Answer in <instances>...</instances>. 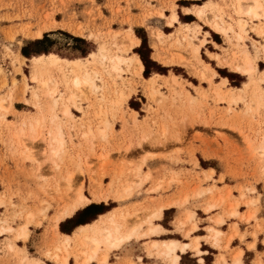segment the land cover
Here are the masks:
<instances>
[{
  "label": "rangeland",
  "instance_id": "1",
  "mask_svg": "<svg viewBox=\"0 0 264 264\" xmlns=\"http://www.w3.org/2000/svg\"><path fill=\"white\" fill-rule=\"evenodd\" d=\"M211 1L218 3L219 0ZM204 2L0 0V99L6 100L5 108H0V264H25L23 252L31 258L55 264L47 255L56 246L55 212L81 186L83 193L92 197L94 189L105 190L115 180L121 184L127 181L139 184L136 183L128 199L111 198L89 205L104 203L112 207L109 210L118 207L121 211L136 213L140 217L131 216V223L141 221L142 230L149 228L144 219L155 208L177 206L183 217L176 219V229L191 242L195 240L191 233L198 229L200 221L196 210H216L211 216L214 226L206 228L208 237L205 238L222 251L215 264H228L229 258L234 264L235 255L241 252L242 256L241 248L230 247L234 236H238L241 244L254 248L255 243L245 239L250 236L257 241L258 234L264 233V82L261 80L264 72H257V79L245 87L244 83L250 79L237 74L232 67L243 64L247 50L264 70V37L258 32L259 25L252 21L247 25L244 41H237L234 33L230 36L217 33L209 22L186 14L185 6ZM230 2L223 6L222 17L227 25L236 24L239 18ZM173 10L182 24L169 25ZM186 23H192L189 33L199 35L194 45H200L201 57L218 74L202 76L199 63L192 57V47L180 35L181 30H186ZM129 28L140 43L132 53L123 55L139 54L140 35H143L148 39V47L143 51L166 68L164 73L153 70L150 76L144 74L145 69L143 71L146 78L155 73L163 75L155 78L158 99L150 96L145 78L132 75L127 65H122L125 70L116 75L109 60H105L107 71L103 69L105 89L100 87L87 95L73 90L77 97L71 101V89L60 82L54 124L61 128L65 141L58 157L60 168L55 169L45 140L52 119L48 117L47 124L42 123L36 134L29 127L30 121L38 117L39 102L46 99L32 79V57L38 55L34 51L46 49L62 57L84 58L106 44L112 53L121 54L117 48L123 47ZM40 29L44 30L43 36L37 38L35 34ZM160 31L164 34L159 38ZM45 34L49 41L34 42ZM25 46L33 54L30 57L22 52ZM225 77L229 79L226 85L222 80ZM96 82L103 86L100 78L96 77ZM115 83L121 89L126 87V92L134 90L122 107L110 105ZM231 87H241L244 91ZM37 90L39 97L34 93ZM104 94L106 100L102 99ZM231 94L243 95V98L233 101ZM63 101L70 105L71 116L62 112ZM102 128L104 133L100 132ZM90 130L91 134L85 136ZM154 160L162 164L152 166ZM210 166L218 171V176L214 169L202 168ZM69 174L73 176L71 181H67ZM211 205L214 207L210 208ZM30 211L36 216L28 222ZM232 211L238 214L233 216ZM191 213L194 217L189 219ZM220 218L224 220L222 223L218 221ZM231 218L234 223L229 222ZM227 220L229 230L232 227L230 235L222 232L216 240L212 228L219 229ZM238 223L245 225L244 231H240ZM23 224H28V238L18 235V227ZM187 224L190 227L184 231ZM7 227L13 230H5ZM153 235L157 233L136 237L121 248L111 250V260L116 261L119 253H126L133 241ZM11 243L14 248L10 247ZM152 243L147 246L148 254L169 264L170 258ZM259 247L262 249L264 245ZM76 249L74 243L69 248L73 264H78ZM190 250L200 257L205 253ZM128 261L135 264L131 259ZM252 264H264V251L257 254Z\"/></svg>",
  "mask_w": 264,
  "mask_h": 264
},
{
  "label": "bare ground",
  "instance_id": "2",
  "mask_svg": "<svg viewBox=\"0 0 264 264\" xmlns=\"http://www.w3.org/2000/svg\"><path fill=\"white\" fill-rule=\"evenodd\" d=\"M230 1L233 2V6L235 8L236 13L239 15V18L236 24L229 23L227 25L222 17L223 8H224L223 6L224 5L227 6L228 2ZM233 6L231 5V7ZM184 8L187 14H192L199 19H204L205 21L209 22L212 25L211 28L217 33H223L227 36H230L231 32L234 33L235 37L237 38V41H244L245 34L247 33L248 30L247 25L249 21H252L256 25H259L258 32L260 33V35L264 37V0H219L218 3H215L211 0H206L204 3L195 4L192 7H184ZM230 18L234 19L233 16ZM168 23L169 25H174V24L176 25L179 23L182 24L179 19V15L175 10H173V13L170 16V20ZM191 24L186 23L184 26L186 27V30H181L180 35L183 37V39L187 41L189 46L192 47V51H191L192 57L194 58V60H197V62L199 63L200 65L199 67H201L200 72L202 76L205 78L218 74L217 71L214 70L210 66V64L205 62L204 59L201 57L200 45L197 44L194 45V40H196L195 38H198L199 35L197 33H195L194 35L189 33L188 28L190 27ZM43 32L44 30L42 29L38 30L35 34V37L41 38L43 36ZM163 34L164 33L161 31L157 33L159 38ZM124 39L125 41H122L123 47L117 48L120 52H122L121 54L112 53L111 49H108L106 44H101L99 46L98 52L93 51L90 53L89 57H84V58H67V57H62L54 52L47 54L43 53L40 54L39 56L32 57L33 60L32 62H34L33 75L31 74L32 79L36 81L35 83H38L39 91L43 93V96L46 99L42 102H39L38 104L39 112L37 111L38 117L30 121L29 127H30V131L33 134H36L38 132V127L42 123L45 124L48 117L50 118V120L52 119V123L47 130V137L45 138V140L47 141L46 143L48 146V151L51 156V160L54 163L55 169L60 168V162L58 160V157L60 150L62 149L65 141L61 128L59 127L58 124L56 125L54 124L55 119L57 118L55 115V113L57 112L56 107L59 105V99L57 98L58 95L57 93H59L58 85L60 82H64L66 86L71 89L69 90L71 91V94L69 96L71 101L72 100L75 101L77 97L76 93L73 90H79L82 94L87 95L90 91H97V89L100 87L105 89L106 83L103 77V69L107 71L105 62L109 60L111 63V65L109 66H111L112 71L118 73L116 75H120V73H122L125 70L122 67V65H127V68L131 72V74L133 73L137 76H142L143 78H145V80L148 81L147 90L150 96L152 98L156 97V99H158L157 95L159 93V90H157L155 87L156 86L155 78L163 75L156 74L155 76L149 78L143 76L144 63L140 58V56L135 52H133V54L130 57H126L125 55H123L124 52L125 53L131 52L132 50H134L136 46L139 45L140 43L139 38L134 33L133 29H130V31L125 35ZM232 68L235 72H237V74L239 73L248 76L250 80L248 79L249 81L244 83L245 87H247L249 83L254 82V80L257 79L255 78L257 72L258 73L264 72V70L258 67V64L247 50H245L244 53L243 64L237 65ZM108 74H110L109 71ZM96 77L100 78V80L103 81V86H99L97 84ZM222 80H223V84L225 85L229 83V79L226 77L222 78ZM261 80L264 82V78H261ZM106 82L108 83V81ZM108 84L112 85L111 83ZM125 88L121 89L118 83L114 84L113 91L115 95L110 100V105L114 107L121 105L122 107V104L124 102L127 103L129 101L132 94L134 93L133 92L134 90H131L132 89L131 88L130 92H126ZM231 88L235 90L237 89L239 91H244V88L241 87H231ZM34 93L36 97H39L40 92H38V90L35 91ZM102 96H103L102 99L106 100V95L104 94ZM230 96L233 101L235 100L237 101L238 99L243 98V95H239L236 97L234 94H231ZM5 102L6 100L0 99L1 109L5 108ZM63 104H64V108L62 109V112L65 115L71 116V114L73 113L70 109V105L66 103V101H63ZM102 129H100V132L104 133V129L103 130ZM90 134H91V130L86 132L85 136H88ZM262 150L264 152V145L262 146ZM68 176L69 177L67 178V181H71L73 177L72 174H69ZM120 182L116 180L113 181L108 188L106 187L107 189L105 190L101 189V187L98 189L93 188L94 191L92 192V197H88L85 193H83L81 186V188L77 189L75 192L70 194L69 195L71 196L70 199L68 198L65 201V203H63V206H61L55 212L53 216L54 218L53 225L56 232L55 235L57 237L55 239L56 246L54 247L53 252L49 251L47 253V255H49L53 259V262L55 264H69L70 258L72 257L69 248L72 247L73 243L76 244L78 249V250L76 249L77 250L76 258L78 264H89L96 260L99 261L101 264H106L111 250L121 248L125 243L131 241L132 239H135L136 237L140 238V237L148 236L153 233H157V235L165 233L166 230L164 228H162L160 225H155L153 223L154 218H160L162 216L165 205H161L158 208H155L154 211L147 214L146 218L144 219V221L150 225L149 228L147 227L148 228L147 230H142L143 225L141 221L139 222L135 221L131 223L130 220L131 216L135 215L136 217H140L138 216V214L136 213L133 214V212L130 211H124V210L121 211L119 210L118 207H116L114 209H111V211L99 216L97 220L89 224L87 223L86 225H81L74 235L63 234L59 231L58 228L61 222L69 218H72L79 210L85 208L91 202H96V203L107 202L111 198L117 200H125L130 198L133 195L134 187L138 182L127 181L126 183H122V184ZM213 207L214 205L210 206V208ZM237 212L238 211H232L231 215L236 216L238 214ZM35 216L36 215L34 211L28 212L27 214V217L29 219L28 222H31ZM193 217L194 214L191 213L189 215V219ZM218 221L222 223L224 220L220 218ZM18 228H20L18 232L19 237H25V238L30 237L28 224H23L21 227ZM195 228L196 227H194V229ZM4 229L7 231L13 230L12 227H7ZM212 231H213V236L216 240L222 234V231L218 228H212ZM152 245L155 248H159V249L161 248V253L166 255L168 258H170L169 260H167L169 261V264H180L179 260L181 254L178 252L179 249H181L182 253H185L188 248H193L194 250H196L198 254L202 253V251L199 249L200 246L199 237H196L195 240H193L192 244L190 243L182 244L180 241L172 239L163 242L153 241ZM10 247L14 248V244L11 243ZM22 254H23L22 259L25 262V264H47L42 259L31 258L27 255V253L24 252ZM240 255L241 252H238L235 255L234 264H243V262L240 259L241 258ZM201 261L203 262L202 258Z\"/></svg>",
  "mask_w": 264,
  "mask_h": 264
},
{
  "label": "crops",
  "instance_id": "3",
  "mask_svg": "<svg viewBox=\"0 0 264 264\" xmlns=\"http://www.w3.org/2000/svg\"><path fill=\"white\" fill-rule=\"evenodd\" d=\"M194 5H192V6H194ZM192 6H189V7H192ZM185 7H188V6H185ZM190 15H192V14H190ZM179 19H180V17H179ZM49 53H51V52H49ZM44 54H47V53H44ZM39 55L40 54L34 55V56H39ZM144 69H145V65H144ZM144 69H143V71H144ZM155 74H159V73H155ZM151 164H152V166H159L162 163H160L158 160H154V162ZM202 168H203V170L214 169L216 171L215 176H218V171L214 167L210 166L207 168H204V167H202ZM226 184L231 185V183H229V182H227ZM156 198H158V196H156ZM109 211H111V210H107L106 212H103V213L97 215V218L94 219L93 221L97 220L99 216H101L102 214H105ZM196 211H197L196 216L199 218L200 221L198 222V229L192 231L191 237H192V239H194L196 237L200 238L199 249L202 251V253H204V252L205 253L204 254L201 253L202 257H200L199 255L192 254L193 251L190 250V248H188L185 253H182L181 249H179L178 252L181 254L180 260H179L180 264H201V262H202V261L200 262L201 258H202L204 264H215V262L217 261V258L221 255L222 251H219V249L217 247H214L213 245H211L205 238L208 237V233L206 231V228L213 225V223L211 222V216L215 215V213L217 211L213 210V211L206 212V211H203L201 208H199ZM179 217H183V216L181 215V211L177 206H171L169 208L165 207L163 210L162 216L160 218H157L156 220H154V224L160 225L167 232H165L163 234H159V235H153L150 238L145 237V238L138 239L137 241H133L131 243V247L129 248V250L126 251V253L121 252L118 254V258L116 261L111 260L112 255L110 254L106 264H130L128 259L133 260L135 262V264H163L160 262V260H158L157 257L150 256L148 254L147 246L149 245V243H151L153 241L163 242L166 240L174 239V240L180 241L182 244H184V243L192 244V242L189 240V238L185 237L181 231H178L176 229L175 221ZM93 221L91 220V222H93ZM231 221H232V223H234L232 218L229 219V222H231ZM91 222L89 221L88 224ZM229 222L227 220V222L225 221V223H223L221 226H219V229L223 233H225L227 236L230 235L231 230H232V227L230 230H229V227H227V225L230 224ZM86 224L87 223L78 225L77 227H75L71 231V233H67L64 231L62 232L60 230V227L58 229L63 234L74 235L81 225H86ZM238 224H239L240 231L241 232L244 231L245 225L243 223H238ZM189 227H190V225L187 224L185 226L184 231H186ZM263 239H264V233L258 234L257 241H254L253 238H251L250 236H247L245 239L246 242H251V243L254 242L255 243L254 248H248L246 243H242V244L240 243L238 236L237 237L234 236L231 239L230 247H231V249L232 248H241L243 250L242 256H241V261L243 262V264H252L254 262L256 256H257V254L262 253L264 251V247L262 249H260V247H259L260 244L264 245ZM199 257H200V259H199ZM227 262H228V264L232 263L230 258L227 260ZM69 264H73L72 257L70 258ZM89 264H101V263L96 260V261H93Z\"/></svg>",
  "mask_w": 264,
  "mask_h": 264
},
{
  "label": "trees",
  "instance_id": "4",
  "mask_svg": "<svg viewBox=\"0 0 264 264\" xmlns=\"http://www.w3.org/2000/svg\"><path fill=\"white\" fill-rule=\"evenodd\" d=\"M142 37V45L141 47L137 50V52L140 54L141 59L143 60V63L145 64V71L144 74L146 76H150L151 72L153 70L160 72V73H164L165 69L164 67L160 66L159 64H157L155 61L151 60L150 56L147 55V53L145 51H143V49L145 47H148V39L146 36L140 35ZM49 37L48 34H45L44 37L42 39L36 40L34 42L36 43H43V42H47L49 41ZM28 46H25L22 49V52L25 56L30 57L31 55H33L32 53H30L27 50ZM150 49V48H148ZM36 54L42 53V52H49L46 49H39V50H35L34 51ZM112 207H108L106 206L104 203L101 204H91L88 207H86L84 210L79 211L73 218H69L67 219V221L61 223L60 227L62 229V232H67V233H71V231L77 227L80 224H84V223H88L89 221L91 222V220L93 221L94 219L97 218V215L106 212L107 210H109Z\"/></svg>",
  "mask_w": 264,
  "mask_h": 264
}]
</instances>
